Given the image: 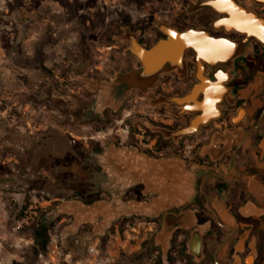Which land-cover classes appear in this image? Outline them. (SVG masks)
I'll return each instance as SVG.
<instances>
[{
  "label": "rangeland",
  "instance_id": "rangeland-1",
  "mask_svg": "<svg viewBox=\"0 0 264 264\" xmlns=\"http://www.w3.org/2000/svg\"><path fill=\"white\" fill-rule=\"evenodd\" d=\"M175 1L0 0V264L184 263L168 240L163 256L156 216L122 215L90 235L92 223L63 233L71 216L52 213L62 200L118 196L98 156L134 140L129 108L96 110L97 92L80 78L128 70L118 69L119 54L109 60L110 34L153 28Z\"/></svg>",
  "mask_w": 264,
  "mask_h": 264
},
{
  "label": "flooded vegetation",
  "instance_id": "flooded-vegetation-1",
  "mask_svg": "<svg viewBox=\"0 0 264 264\" xmlns=\"http://www.w3.org/2000/svg\"><path fill=\"white\" fill-rule=\"evenodd\" d=\"M175 2L179 7L162 10L157 21L193 42L181 59L170 56L145 93L133 89L121 102L120 109L129 108L126 121L134 140L118 147L175 159L192 177L188 198L165 209L193 213L188 225L171 232L169 252L175 248L183 264H254L253 221L242 217L239 207L255 200L250 181L264 187V37H256L264 33V0ZM152 27L129 25V34L150 49L168 38L156 22ZM114 35L109 60L119 54L114 59L119 70L141 68L135 56L124 53L129 41L113 40ZM154 195L140 182L123 191L124 199L150 201ZM214 200L226 217L218 215ZM164 215H156L155 229ZM193 233L198 239L190 245Z\"/></svg>",
  "mask_w": 264,
  "mask_h": 264
},
{
  "label": "water",
  "instance_id": "water-1",
  "mask_svg": "<svg viewBox=\"0 0 264 264\" xmlns=\"http://www.w3.org/2000/svg\"><path fill=\"white\" fill-rule=\"evenodd\" d=\"M205 4H208V1L196 2L190 8H198ZM161 25L165 26L158 23L157 27L168 38L159 39L150 49L145 48L131 36L129 28H122L124 33L117 36L118 39L129 41L130 46L125 51L139 60L141 68L115 71L109 80L80 78L90 90L97 92L96 110L105 107L115 109L133 89L145 93L157 75L166 70L164 64L170 60V56L181 59L182 50L193 41L189 40L190 37L185 36V33H179L169 26H165L163 30ZM256 37L262 38L264 33L256 34ZM98 163L105 173L106 182L118 191V196L112 197L111 200L97 199L86 204L79 199L62 200L54 207L52 213L71 216V222L63 228V233H73L80 224L92 223L90 235H94L102 232L112 221L122 215L138 214L152 217L159 211H165L161 227L154 238L155 242L161 245L164 256L167 239L173 229L186 226L193 219V213L190 210H181L179 213L165 210L167 207L181 204L188 198L192 177L183 171L180 163L175 159H155L133 149L114 147L113 144L98 156ZM137 182L145 185V192L152 191L155 194L150 201L122 199L121 194L124 189ZM197 239V233H193L190 245L196 243Z\"/></svg>",
  "mask_w": 264,
  "mask_h": 264
},
{
  "label": "crops",
  "instance_id": "crops-1",
  "mask_svg": "<svg viewBox=\"0 0 264 264\" xmlns=\"http://www.w3.org/2000/svg\"><path fill=\"white\" fill-rule=\"evenodd\" d=\"M248 189L255 200L248 201L244 206H240L239 213L242 217H251L253 221L251 237L253 243L255 242L253 258H256V260L254 264H264V187L255 181H250ZM213 203L218 215L226 217L227 213L221 205L216 200ZM239 225L242 226L241 223Z\"/></svg>",
  "mask_w": 264,
  "mask_h": 264
},
{
  "label": "trees",
  "instance_id": "trees-1",
  "mask_svg": "<svg viewBox=\"0 0 264 264\" xmlns=\"http://www.w3.org/2000/svg\"><path fill=\"white\" fill-rule=\"evenodd\" d=\"M35 235L37 237H40L41 246L44 247L48 241V238L46 236V229L42 225H38L35 231Z\"/></svg>",
  "mask_w": 264,
  "mask_h": 264
},
{
  "label": "built area",
  "instance_id": "built-area-1",
  "mask_svg": "<svg viewBox=\"0 0 264 264\" xmlns=\"http://www.w3.org/2000/svg\"><path fill=\"white\" fill-rule=\"evenodd\" d=\"M124 137H127V132L125 131V135H124Z\"/></svg>",
  "mask_w": 264,
  "mask_h": 264
},
{
  "label": "bare ground",
  "instance_id": "bare-ground-1",
  "mask_svg": "<svg viewBox=\"0 0 264 264\" xmlns=\"http://www.w3.org/2000/svg\"><path fill=\"white\" fill-rule=\"evenodd\" d=\"M162 27V26H161ZM162 29L164 30V27H162ZM168 32V31H167ZM240 247V246H239Z\"/></svg>",
  "mask_w": 264,
  "mask_h": 264
}]
</instances>
